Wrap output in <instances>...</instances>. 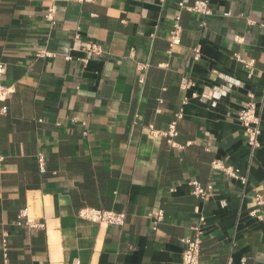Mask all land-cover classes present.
<instances>
[{
  "label": "crops",
  "instance_id": "0c3cea01",
  "mask_svg": "<svg viewBox=\"0 0 264 264\" xmlns=\"http://www.w3.org/2000/svg\"><path fill=\"white\" fill-rule=\"evenodd\" d=\"M180 1L0 0V85L14 90L0 111V264H184L181 239L202 215L199 264H264V218L250 215L264 193V0H208L207 16ZM249 93L262 129L254 150L237 117ZM181 107L176 136L151 133ZM194 180L212 192L197 197ZM86 207L126 221L88 220ZM25 208L43 226L18 224ZM159 209L155 225L147 214Z\"/></svg>",
  "mask_w": 264,
  "mask_h": 264
},
{
  "label": "built area",
  "instance_id": "2783aa9c",
  "mask_svg": "<svg viewBox=\"0 0 264 264\" xmlns=\"http://www.w3.org/2000/svg\"><path fill=\"white\" fill-rule=\"evenodd\" d=\"M77 2H88L92 0H75ZM180 6L189 11L196 12L200 15L207 16L212 13V9L210 7L208 0H195L193 3H189V0H181ZM54 6L51 7L46 15L47 19H53ZM180 15L175 17L174 23L170 29L169 35V43L170 46L173 47L175 45H179L181 43V36L183 27L180 22ZM236 41H240L239 37H235ZM91 51L95 53H101V48L98 45H92ZM194 59L198 60L201 55V51L199 47L194 48ZM51 55L45 50H41L39 52V56H49ZM238 59L244 62L248 67H251L253 62L242 59L239 55H237ZM70 59V56H67ZM6 71V64L0 61V79L1 76ZM192 85V82L188 79L183 78L180 82V88L185 90L188 89ZM14 92L12 87H5L0 85V111L2 113H6L8 106L4 102L12 95ZM249 99L246 102L245 106L238 112V120L240 121L241 126L243 127L244 132L247 135V143L252 150L257 149L261 146L260 135L262 133L261 129V119L257 113V104L254 99L253 93H249ZM188 102V97H184L182 100L183 105ZM183 107L179 109V111L175 114V120L171 122L169 125V129L166 131L156 130L154 127H151V133L156 136L162 137H174L178 134L176 124L179 119L183 117ZM172 141L171 139L169 140ZM173 144V143H172ZM180 147V146H179ZM40 163L42 166L44 165V157L41 155ZM212 167L216 170L222 171L228 176L239 180L242 184H246L247 176L241 172L239 167L234 165L225 164L221 160L212 161ZM189 184L192 187V192L197 197L204 199L212 192V185H208L207 187L202 186L198 181H190ZM255 208L250 211V215L256 217L258 219L264 218V193H257L254 197ZM196 210L199 212V208ZM80 216L86 218L88 220L98 222L100 224H116L123 225L126 221V213L124 211H112L101 208L94 207H86L81 209ZM148 217L153 218L154 224L157 225L164 219V211L159 209L157 211H153L147 214ZM26 218L25 224L30 228H35L38 226H43L42 224H37L31 221L28 218V209H22L19 214L18 224L22 223V219ZM205 223V217L202 215L200 217V223L195 227V235L192 237H184L181 239L182 243L185 245L183 250L182 260L184 264H199L201 250H202V225ZM6 240H4V245Z\"/></svg>",
  "mask_w": 264,
  "mask_h": 264
}]
</instances>
